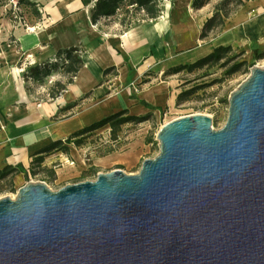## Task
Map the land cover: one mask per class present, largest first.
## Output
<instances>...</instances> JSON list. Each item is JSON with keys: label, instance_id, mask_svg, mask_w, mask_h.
I'll use <instances>...</instances> for the list:
<instances>
[{"label": "water", "instance_id": "95a60500", "mask_svg": "<svg viewBox=\"0 0 264 264\" xmlns=\"http://www.w3.org/2000/svg\"><path fill=\"white\" fill-rule=\"evenodd\" d=\"M226 125L192 115L157 134L140 172L0 199V264H264V67Z\"/></svg>", "mask_w": 264, "mask_h": 264}, {"label": "crops", "instance_id": "0c3cea01", "mask_svg": "<svg viewBox=\"0 0 264 264\" xmlns=\"http://www.w3.org/2000/svg\"><path fill=\"white\" fill-rule=\"evenodd\" d=\"M34 1L41 16L36 19L29 13L32 25L27 22L24 27L0 15V172L7 167L17 170L4 180L16 190L33 177L60 190L74 184L69 182L71 177L87 175L94 167L136 161L134 150L95 155L92 140L111 133L110 126L88 135L80 146L69 140L122 111L134 117L154 111L142 102L156 109L166 105L168 90L161 86L148 89L156 79L147 75L192 65L179 63L162 71L166 62L207 47L211 48L207 56L219 47L246 53L247 59L264 52V0L246 2L216 39L205 42L200 41L202 27L213 12L204 20L195 18L191 13H202L204 7L193 9V0H170L167 8L163 0L156 20L147 19L127 2L115 15L96 24L91 13L98 0ZM73 48L80 51L83 62L73 83L68 84L71 77L60 68L41 79L30 74L31 69L59 59L60 51ZM30 61L32 66L26 67ZM108 70L112 71L105 74ZM58 84H67L66 89L54 97ZM58 143V148L47 151ZM98 149L107 150V146L98 145Z\"/></svg>", "mask_w": 264, "mask_h": 264}, {"label": "rangeland", "instance_id": "374dc122", "mask_svg": "<svg viewBox=\"0 0 264 264\" xmlns=\"http://www.w3.org/2000/svg\"><path fill=\"white\" fill-rule=\"evenodd\" d=\"M27 1H29L28 4L20 5L22 11L15 14L13 4H19L20 0H11L3 6V13H0V15L3 14L4 16L11 17L12 20L24 25V27L27 22V24L32 25V17L39 19L41 13L38 11L39 8L34 0ZM221 1L210 0L204 6L202 13L192 12L191 14L195 18L204 20L208 14L214 12L215 7ZM166 2L167 8L170 0H166ZM27 9L26 13L25 10ZM29 13H31L32 17ZM210 40L208 39L207 41ZM230 58H233V61L225 65H223L224 61H222L217 66L204 67L192 71L182 70L165 75L166 71L163 75L158 76L148 74V77L155 78L156 80H152V84L147 88L165 87L169 95L168 103L144 116L146 118L144 122L124 125L117 134V143H114L111 133H104L92 140L96 145L94 153L98 157L106 155L109 150L120 154L134 150L138 153V159L123 165L94 167L93 169H89L92 170L91 173L89 172L87 175L81 174L79 177H71L69 182L79 184L86 181H95L98 174L110 173L115 170H123L129 175L138 174L144 161L154 159L159 155L160 148L157 134L163 126L174 120L192 115H205L212 119L214 130L222 129L228 120L231 95L250 77L251 70L254 67H264V52L257 51L252 57L247 59L246 53L233 50ZM58 64H61V62ZM239 64L244 65H242L238 72L229 74L231 68ZM154 70L159 72L157 70L160 69L155 68ZM187 94L188 96H185ZM173 99L175 100L174 102H172ZM98 145L107 146V150L98 149ZM32 180L28 183L41 182L40 177H33ZM49 185V188L57 191V186L51 184V182H49ZM17 192L18 190L14 189V185L9 180L0 183V199L4 197L14 199Z\"/></svg>", "mask_w": 264, "mask_h": 264}, {"label": "trees", "instance_id": "16d2710c", "mask_svg": "<svg viewBox=\"0 0 264 264\" xmlns=\"http://www.w3.org/2000/svg\"><path fill=\"white\" fill-rule=\"evenodd\" d=\"M10 1L11 0H0V8ZM162 1L163 0H98L96 7L91 13V20L94 24H96L102 18L111 17L115 15L118 9L127 2H129L130 5L134 6L137 10L142 11L147 19L156 20L161 16L162 13L160 7V3ZM209 1L210 0H193L192 7L195 10H200ZM249 1L251 0H222L215 7L211 18L207 19V21L205 22L200 35V41L216 39L218 35L223 31L226 25V21L230 19L242 6H244L246 2ZM28 3L29 1L27 0H20L19 5ZM232 52V48H216L212 54L196 62L195 64H192L190 66H180L172 68L168 70L165 75L171 72H179L182 70L192 71L204 67H214L221 64L222 61H224L223 65L228 64L233 61V58H230ZM58 58H65L67 63L62 62L61 65L58 63H48L40 67L31 69L30 74L33 78L41 79L49 76L52 72L60 68L63 69V71L71 77L68 81V84L73 83V77H75L83 67L80 51L76 48L60 51L58 54ZM242 65L244 64L234 65L229 71V74L238 72ZM110 71L112 70L106 71L105 74ZM66 85L58 84L56 86V89L53 91L52 96H59L66 89ZM185 96H188V94ZM142 104L150 110H157L146 102H142ZM145 120L146 118L144 117L130 116L128 111H122L75 134L69 140V142L74 140L76 141V145L80 146L84 143V140L88 135L102 129L105 126H110L112 139L116 141L117 134L120 132L121 128L124 125H127L129 123H141ZM59 145H61V143L52 146L47 151L58 148ZM109 152H112V150H109ZM16 172L17 170L13 169L12 167H7L3 172H0V182L6 180L9 177H12Z\"/></svg>", "mask_w": 264, "mask_h": 264}, {"label": "bare ground", "instance_id": "6f19581e", "mask_svg": "<svg viewBox=\"0 0 264 264\" xmlns=\"http://www.w3.org/2000/svg\"><path fill=\"white\" fill-rule=\"evenodd\" d=\"M165 17L167 18V16H165ZM210 51H211V48L207 47L205 49H202V50L196 52L193 55H186V56H183L182 58L166 62L163 66L160 67V69L163 71L166 68H168L170 66H174V65L179 64V63L195 64L199 58L207 56L210 53Z\"/></svg>", "mask_w": 264, "mask_h": 264}, {"label": "built area", "instance_id": "2783aa9c", "mask_svg": "<svg viewBox=\"0 0 264 264\" xmlns=\"http://www.w3.org/2000/svg\"><path fill=\"white\" fill-rule=\"evenodd\" d=\"M21 12V8H20V5L19 4H14V13L15 14H17V13H20ZM143 13V12H142ZM62 63V62H64V63H67V61H66V59L65 58H63V59H60V60H55L54 61V63ZM32 62L30 61V62H28V64H25L26 65V67H31L32 66Z\"/></svg>", "mask_w": 264, "mask_h": 264}]
</instances>
